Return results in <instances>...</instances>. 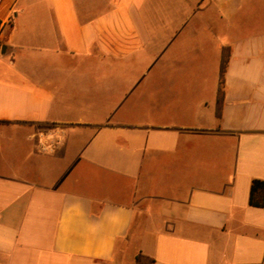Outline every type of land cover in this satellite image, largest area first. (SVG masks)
<instances>
[{
    "label": "crops",
    "instance_id": "obj_1",
    "mask_svg": "<svg viewBox=\"0 0 264 264\" xmlns=\"http://www.w3.org/2000/svg\"><path fill=\"white\" fill-rule=\"evenodd\" d=\"M0 19V264H264V0H0Z\"/></svg>",
    "mask_w": 264,
    "mask_h": 264
},
{
    "label": "trees",
    "instance_id": "obj_2",
    "mask_svg": "<svg viewBox=\"0 0 264 264\" xmlns=\"http://www.w3.org/2000/svg\"><path fill=\"white\" fill-rule=\"evenodd\" d=\"M229 58V49L227 46H224L221 51L220 66H219V84L218 91L216 96V115H220V107L223 101V82H224V71L226 64ZM260 199L261 202L257 200ZM250 203L259 204L261 203L264 206V180L253 179L250 186ZM136 264H149L150 261H147V258L137 254L136 255Z\"/></svg>",
    "mask_w": 264,
    "mask_h": 264
},
{
    "label": "rangeland",
    "instance_id": "obj_3",
    "mask_svg": "<svg viewBox=\"0 0 264 264\" xmlns=\"http://www.w3.org/2000/svg\"><path fill=\"white\" fill-rule=\"evenodd\" d=\"M150 51H154V47H152L150 49ZM138 59V58H136ZM147 60H145L143 58V51H142V54H141V57L139 58V62L135 64V66L131 65V66H128L127 69H125V72H143V67L146 65V62ZM151 72H158V69H157V65L154 67L153 71ZM119 86L118 87H121V83L118 84Z\"/></svg>",
    "mask_w": 264,
    "mask_h": 264
},
{
    "label": "built area",
    "instance_id": "obj_4",
    "mask_svg": "<svg viewBox=\"0 0 264 264\" xmlns=\"http://www.w3.org/2000/svg\"><path fill=\"white\" fill-rule=\"evenodd\" d=\"M6 24H8V22L6 20H1L0 19V35H1V32L4 29V27L6 26ZM41 147H42V149H44L45 148V144H42Z\"/></svg>",
    "mask_w": 264,
    "mask_h": 264
}]
</instances>
